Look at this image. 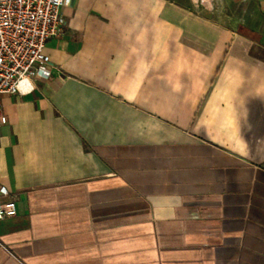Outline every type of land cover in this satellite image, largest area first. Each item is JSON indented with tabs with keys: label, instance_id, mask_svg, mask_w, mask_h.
I'll use <instances>...</instances> for the list:
<instances>
[{
	"label": "crops",
	"instance_id": "obj_1",
	"mask_svg": "<svg viewBox=\"0 0 264 264\" xmlns=\"http://www.w3.org/2000/svg\"><path fill=\"white\" fill-rule=\"evenodd\" d=\"M61 15L0 94V264H264V0Z\"/></svg>",
	"mask_w": 264,
	"mask_h": 264
},
{
	"label": "built area",
	"instance_id": "obj_2",
	"mask_svg": "<svg viewBox=\"0 0 264 264\" xmlns=\"http://www.w3.org/2000/svg\"><path fill=\"white\" fill-rule=\"evenodd\" d=\"M71 0H0V94L27 93L31 77L48 78V38L62 32L61 9ZM216 0H203L213 7ZM7 122L0 104V124ZM8 195L6 189H1ZM16 214L10 197L0 202V219Z\"/></svg>",
	"mask_w": 264,
	"mask_h": 264
}]
</instances>
